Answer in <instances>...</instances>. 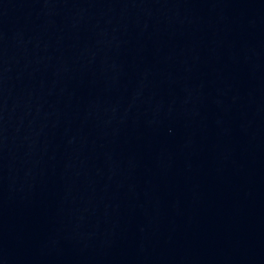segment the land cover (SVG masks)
Instances as JSON below:
<instances>
[{"label":"water","instance_id":"1","mask_svg":"<svg viewBox=\"0 0 264 264\" xmlns=\"http://www.w3.org/2000/svg\"><path fill=\"white\" fill-rule=\"evenodd\" d=\"M0 264H264V0H0Z\"/></svg>","mask_w":264,"mask_h":264}]
</instances>
